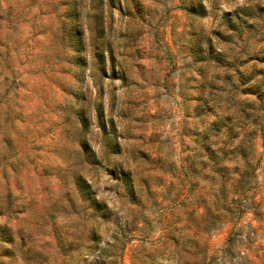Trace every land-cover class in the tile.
Returning <instances> with one entry per match:
<instances>
[{"label": "rangeland", "instance_id": "rangeland-1", "mask_svg": "<svg viewBox=\"0 0 264 264\" xmlns=\"http://www.w3.org/2000/svg\"><path fill=\"white\" fill-rule=\"evenodd\" d=\"M0 264H264V0H0Z\"/></svg>", "mask_w": 264, "mask_h": 264}, {"label": "trees", "instance_id": "trees-1", "mask_svg": "<svg viewBox=\"0 0 264 264\" xmlns=\"http://www.w3.org/2000/svg\"><path fill=\"white\" fill-rule=\"evenodd\" d=\"M233 149L241 151V149H238L237 147H233Z\"/></svg>", "mask_w": 264, "mask_h": 264}]
</instances>
